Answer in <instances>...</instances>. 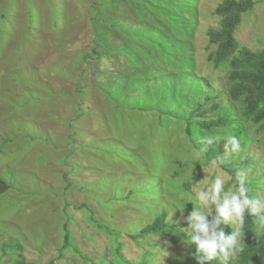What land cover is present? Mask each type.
Listing matches in <instances>:
<instances>
[{
    "label": "rangeland",
    "instance_id": "rangeland-1",
    "mask_svg": "<svg viewBox=\"0 0 264 264\" xmlns=\"http://www.w3.org/2000/svg\"><path fill=\"white\" fill-rule=\"evenodd\" d=\"M222 1L0 0V179L9 187L0 194V246L20 243L31 264L109 261L112 239L77 210L87 205L117 231L125 260L147 251L150 264H190L185 240L142 245L127 235L164 206L168 220L190 223L186 235L197 233L191 213L207 210L197 193L217 177L235 192L230 171L242 167L249 196L264 205V134L250 128L251 143L217 165L187 144L179 121L206 91H221L229 104L226 73L206 61V30L218 28L213 11ZM252 1L235 37L257 50L264 0ZM95 8L104 18L96 30ZM96 32L106 44L96 43ZM207 207L211 224L215 206ZM66 222L77 251L61 254Z\"/></svg>",
    "mask_w": 264,
    "mask_h": 264
},
{
    "label": "trees",
    "instance_id": "trees-1",
    "mask_svg": "<svg viewBox=\"0 0 264 264\" xmlns=\"http://www.w3.org/2000/svg\"><path fill=\"white\" fill-rule=\"evenodd\" d=\"M255 3L252 0H223L216 6L213 15L219 19V26L216 29H207L206 37L208 39V55L206 61L211 64L215 71H224L226 73V96L229 104L226 105L221 100L219 94H210L206 91L202 97L194 98L195 104L188 108L184 118L179 121L183 124V133L187 144L204 158L207 162L224 155L223 145L226 136L234 135L241 143V150L251 143V138L247 136L250 128L256 127L258 133L264 134V45L257 50L240 48L235 37V32L241 23L243 15L250 13ZM96 6V5H95ZM105 2L99 6L101 9ZM89 10V9H88ZM94 15L91 17L93 28L96 30V22L104 23V18L98 16L95 8ZM102 19V20H101ZM102 33H95L94 40L99 44H106L104 39L100 38ZM94 59L101 58L96 47L91 50ZM83 61L87 60V55L83 54ZM221 137L212 146H205L200 141L205 136ZM207 147L206 152L200 150ZM239 168L230 171L232 174L233 184L238 187V179L235 177ZM182 175V174H181ZM197 179V178H196ZM247 182V181H246ZM249 183H246L248 186ZM82 188H85L82 186ZM9 189L0 179V194ZM142 191V190H141ZM143 193V191H142ZM249 195V194H248ZM129 198V197H126ZM77 210H84L88 213L87 222L97 231L103 233L112 239L113 249L109 251V261H100L95 263L88 260L91 264H150V258L153 254L142 251L137 262L127 261L122 256V244L119 242L117 231L107 225L101 224L92 217V211L87 205H80ZM169 210L166 206L161 207L160 214L155 215L150 223L146 224L138 232L127 235L135 244H147L150 237H162L169 239L173 244L185 240L187 245L188 258L190 264H221L219 258L214 260L197 261L196 245L193 237L198 233L186 235L184 228L189 222L174 223L168 220ZM68 222L64 225V243L60 250L64 253L67 247L76 250L72 242V234L67 228ZM223 230L225 235H230L233 230L227 229L223 223L216 228V231ZM244 248L238 258L231 264H264V230L258 231L257 218L246 213L243 227ZM6 244L10 245L11 242ZM150 246V245H148ZM149 248V247H148ZM23 246L15 242L13 245L0 246V259L6 256L11 257L10 264H31L26 263L22 256ZM14 257V260H13ZM62 257V255H60ZM83 258L87 261L86 255ZM169 264H187L185 261H179L172 258Z\"/></svg>",
    "mask_w": 264,
    "mask_h": 264
},
{
    "label": "clouds",
    "instance_id": "clouds-1",
    "mask_svg": "<svg viewBox=\"0 0 264 264\" xmlns=\"http://www.w3.org/2000/svg\"><path fill=\"white\" fill-rule=\"evenodd\" d=\"M221 137L205 136L201 139V143L205 146H212ZM224 153L227 155L238 154L241 151L240 140L229 135L223 138ZM207 147L202 148L201 152H206ZM214 164L223 163L222 158H218ZM238 179V188L235 192L225 190L224 180L217 177L215 181L206 190L197 193V199L201 205L206 207V211H193L190 220L196 222L195 228L198 233L193 237L196 245V259L214 260L219 258L221 264H231L238 258L244 248L243 227L245 223L246 213L257 218L258 231L264 230V205L260 199L252 198L248 195L246 187V170H239L236 173ZM209 205L215 206V218L211 224L208 222L207 216L210 214ZM185 208V207H184ZM179 210V209H178ZM231 225L233 231L230 235H225L223 230L216 231L221 224ZM235 225V227H233Z\"/></svg>",
    "mask_w": 264,
    "mask_h": 264
}]
</instances>
